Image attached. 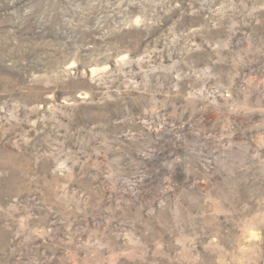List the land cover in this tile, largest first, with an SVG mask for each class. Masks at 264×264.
<instances>
[{
    "label": "rangeland",
    "instance_id": "1",
    "mask_svg": "<svg viewBox=\"0 0 264 264\" xmlns=\"http://www.w3.org/2000/svg\"><path fill=\"white\" fill-rule=\"evenodd\" d=\"M0 264H264V0H0Z\"/></svg>",
    "mask_w": 264,
    "mask_h": 264
}]
</instances>
